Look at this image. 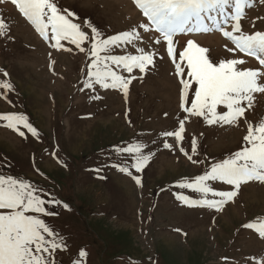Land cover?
Here are the masks:
<instances>
[{
	"label": "rangeland",
	"instance_id": "1",
	"mask_svg": "<svg viewBox=\"0 0 264 264\" xmlns=\"http://www.w3.org/2000/svg\"><path fill=\"white\" fill-rule=\"evenodd\" d=\"M58 4L76 14L75 22L89 21L104 38L146 22L140 14L137 22L118 0H58ZM0 18L9 25L7 35L0 37V83L13 86L11 91L0 89V114H23L39 134L37 138L19 125L25 133L22 137L0 121V173L29 181L42 199L60 201L46 205L56 215L42 217L67 245L66 251L55 253L56 264H74L81 249L88 254L84 264H259L264 260V238L243 227L264 220V184L241 185L234 201L220 211L188 206L176 198L177 194L201 198L177 183L203 174L211 163L240 150L246 125H207L200 117H190L179 146L174 137L162 136L177 130V118L187 115L179 107L181 85L163 42L154 44V35L138 29L143 37L140 46L157 55L154 67L145 74L133 71L137 78L125 99L120 90L85 88L86 52L66 41L61 43L72 51L50 47L15 5L13 9L0 3ZM240 25L245 33L264 31L260 0L245 9ZM83 30L91 36L89 28ZM215 35L180 36L176 52L191 39L209 49L212 60L233 58L225 48L233 47L231 42L217 34L219 43ZM83 46L89 47L87 42ZM125 51L135 54L131 46L114 49L113 54ZM235 55L247 58L242 67H259L255 60ZM254 97L245 117L255 124L264 118V94ZM193 137L197 140L193 159L204 163L193 164L179 150L183 147L191 154ZM165 142L172 149L164 148ZM129 143H142L145 154L154 153L141 172L132 167L131 156L114 151ZM113 164L128 167L132 175ZM134 176L140 178V185ZM211 183L216 190L231 189Z\"/></svg>",
	"mask_w": 264,
	"mask_h": 264
},
{
	"label": "snow or ice",
	"instance_id": "2",
	"mask_svg": "<svg viewBox=\"0 0 264 264\" xmlns=\"http://www.w3.org/2000/svg\"><path fill=\"white\" fill-rule=\"evenodd\" d=\"M3 2V0H0ZM146 22L140 23L128 31L120 32L104 38L89 21L75 22L76 14L66 8H61L58 0H12V3L33 26L40 37L56 50L72 51L65 47L62 41L74 45L76 49L87 55V79L84 87L94 89H114L123 92L127 99L129 85L137 77L131 74L138 69L145 74L149 66L154 67L155 51H146L141 47L144 33H157L153 37L154 44L166 43L167 55L171 59L175 73L179 78L180 110L187 115L177 118L178 129L161 133L164 137H174L177 145L183 141L185 122L190 117H200L207 125L219 124L240 127L246 125V134L240 150L218 162L211 163L203 174L193 179H183L177 183L180 189H188L199 194L200 199L177 194V199L188 206L208 207L216 211L234 201L241 185L252 181L264 184V118L253 123L245 117L246 111L254 106V94H264V31L245 33L240 20L245 9L253 6V0H132ZM264 4V0H260ZM91 30V36L83 30ZM231 27V31L228 28ZM9 25L0 18V37L7 35ZM219 32L231 42L234 47L225 45L227 52L233 58L212 60L207 54L209 49L199 46L189 39L186 46L178 54L174 38L178 35L208 34ZM54 42V43H52ZM88 43L86 49L83 45ZM131 46L135 54L116 55L114 49H127ZM254 59L259 67H242L248 61L236 57ZM163 59V57H161ZM186 62V63H185ZM54 63V61H53ZM117 69L128 73L121 74ZM186 70V71H185ZM7 76V73H4ZM143 79V76L140 77ZM9 82L0 83V89L11 91ZM191 92V97L189 93ZM7 100V96L3 97ZM101 97L95 96L94 99ZM219 108L226 111H218ZM0 121L5 126L25 136L20 131L23 125L33 136H39L37 130L28 122L23 114L3 113ZM164 148L172 149L165 142ZM146 145L129 143L125 147H116V154H128L134 163L132 167L141 172L149 163L154 153L145 154ZM193 164L204 163L193 159L197 155V140L193 137L191 154L183 147L179 148ZM112 167L132 175L128 167L113 164ZM137 185L141 184L139 177H133ZM211 182H220L231 186L230 190H216ZM38 189L29 181L0 173V264H56L57 250L66 251L67 245L42 217L56 215L46 205H59L60 201L50 198L42 199L37 194ZM212 197V198H209ZM219 199H215V198ZM67 208V205H64ZM243 227L255 230L264 238V220L249 222ZM87 252H79V258L74 264H84ZM225 260L227 258H224ZM259 264H264L261 260Z\"/></svg>",
	"mask_w": 264,
	"mask_h": 264
},
{
	"label": "bare ground",
	"instance_id": "3",
	"mask_svg": "<svg viewBox=\"0 0 264 264\" xmlns=\"http://www.w3.org/2000/svg\"><path fill=\"white\" fill-rule=\"evenodd\" d=\"M118 2H121V4H122V8L123 9H125V10H127L133 17H134V19L137 21V19H140V17H139V13L134 9V7H133V2H132V0H118ZM0 3H3L4 5H6V7H8V8H13L14 9V5L12 4V3H10V2H8V1H6V0H3V2H0ZM131 12H130V11ZM138 22V21H137ZM139 24H140V22H138ZM228 30L229 31H231V27H229L228 28ZM150 35H154V37H156V36H158L156 33H152V32H150L149 33ZM217 35V34H216ZM216 35H215V40L217 41V42H219V40H222V39H218L217 37H216ZM218 36V35H217ZM180 36H177V37H175V40L177 41L178 40V38H179ZM200 37H206L205 35H202V36H200ZM219 37V36H218ZM198 38L196 37V40H197ZM184 40V39H183ZM224 42V41H223ZM179 43V42H178ZM220 43V42H219ZM163 45H164V50H165V54H166V52H167V45H166V43H163ZM176 47H177V45H176ZM247 59V58H246ZM251 61V60H250ZM254 62V61H253ZM171 63V62H170ZM251 63V62H250Z\"/></svg>",
	"mask_w": 264,
	"mask_h": 264
}]
</instances>
